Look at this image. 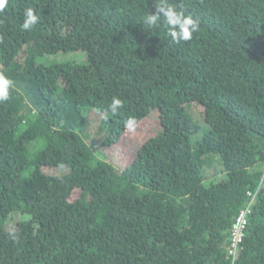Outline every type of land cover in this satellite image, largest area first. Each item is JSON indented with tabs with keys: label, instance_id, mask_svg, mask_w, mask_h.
I'll use <instances>...</instances> for the list:
<instances>
[{
	"label": "trees",
	"instance_id": "obj_1",
	"mask_svg": "<svg viewBox=\"0 0 264 264\" xmlns=\"http://www.w3.org/2000/svg\"><path fill=\"white\" fill-rule=\"evenodd\" d=\"M153 3L0 11V264H264V0H169L200 24L180 44L142 24ZM152 116L113 165L124 122Z\"/></svg>",
	"mask_w": 264,
	"mask_h": 264
},
{
	"label": "clouds",
	"instance_id": "obj_2",
	"mask_svg": "<svg viewBox=\"0 0 264 264\" xmlns=\"http://www.w3.org/2000/svg\"><path fill=\"white\" fill-rule=\"evenodd\" d=\"M8 0H0V11L7 6ZM39 21V16L34 9L28 8L24 12V20L20 25L22 30L29 31L34 28ZM142 24L147 29H155L164 26L167 30V36L174 44L188 42L193 38V34L200 30L199 21L191 15H186L178 11L169 0H154L152 11L148 12L142 20ZM13 87V82L4 75L0 74V103L9 99V89ZM124 102L113 97L109 104L112 113H117L123 107ZM135 126V118L129 117L124 122V128L132 132Z\"/></svg>",
	"mask_w": 264,
	"mask_h": 264
},
{
	"label": "rangeland",
	"instance_id": "obj_3",
	"mask_svg": "<svg viewBox=\"0 0 264 264\" xmlns=\"http://www.w3.org/2000/svg\"><path fill=\"white\" fill-rule=\"evenodd\" d=\"M157 130L158 123L155 116L135 124L134 130L132 132L126 131L120 141L109 150L107 153L108 160L119 169L124 168L130 162L134 147L154 135Z\"/></svg>",
	"mask_w": 264,
	"mask_h": 264
},
{
	"label": "built area",
	"instance_id": "obj_4",
	"mask_svg": "<svg viewBox=\"0 0 264 264\" xmlns=\"http://www.w3.org/2000/svg\"><path fill=\"white\" fill-rule=\"evenodd\" d=\"M249 213V209L246 208L242 210L235 221L232 224L230 230V238H229V249L228 254L233 256L244 238L245 228L247 224V214Z\"/></svg>",
	"mask_w": 264,
	"mask_h": 264
}]
</instances>
